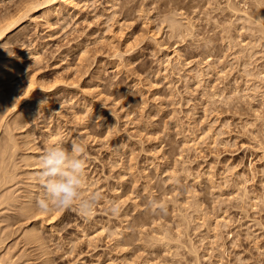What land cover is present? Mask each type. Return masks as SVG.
<instances>
[{
    "label": "rangeland",
    "instance_id": "rangeland-1",
    "mask_svg": "<svg viewBox=\"0 0 264 264\" xmlns=\"http://www.w3.org/2000/svg\"><path fill=\"white\" fill-rule=\"evenodd\" d=\"M43 1L0 0V261L264 264V0ZM54 141L89 216L37 207Z\"/></svg>",
    "mask_w": 264,
    "mask_h": 264
},
{
    "label": "clouds",
    "instance_id": "clouds-1",
    "mask_svg": "<svg viewBox=\"0 0 264 264\" xmlns=\"http://www.w3.org/2000/svg\"><path fill=\"white\" fill-rule=\"evenodd\" d=\"M86 147L82 142H73L65 147L60 141L52 142L40 157L38 179L44 195L37 199L42 212L77 208L89 216L102 199L97 192L86 193ZM118 214V207L110 210Z\"/></svg>",
    "mask_w": 264,
    "mask_h": 264
},
{
    "label": "bare ground",
    "instance_id": "bare-ground-1",
    "mask_svg": "<svg viewBox=\"0 0 264 264\" xmlns=\"http://www.w3.org/2000/svg\"><path fill=\"white\" fill-rule=\"evenodd\" d=\"M45 2H47L46 4H49V3H51V5H52V12L53 11H59L60 10V8H62L63 6L66 8V9H68V10H71V9H73L74 8V3H73V0H45V1H43V3H45ZM227 2H228V0H227ZM43 3H41V4H43ZM232 3H231V1L229 0V5H231ZM258 4V3H257ZM63 5V6H62ZM260 5V4H259ZM262 5V4H261ZM62 6V7H61ZM227 7V6H226ZM235 6H229V8H232L231 10H233V8H234ZM255 7H257V6H255ZM254 8V7H253ZM50 9V8H49ZM63 9V8H62ZM259 9V8H258ZM258 9H257V11H258ZM261 9V8H260ZM234 10H235V8H234ZM237 10V9H236ZM254 11V10H253ZM233 12H235V13H238V10L237 11H233ZM260 11H258V14H260L259 13ZM50 13V12H49ZM54 13V12H53ZM57 13V12H56ZM256 13V12H255ZM261 14L263 15V12H261ZM262 15H259L260 17H261V19H262V17L264 16H262ZM46 17H47V15H45ZM50 18V17H49ZM259 18V17H258ZM21 19V18H20ZM257 19V18H256ZM49 20V19H48ZM264 20V19H263ZM258 21H260V19L258 20ZM257 21V22H258ZM13 22H10V23H8L7 22V24H4V26L3 25H1V27H0V40H2L3 38H6L12 31H14V30H16L17 28H14L13 26V24H12ZM259 23V22H258ZM15 24V23H14ZM261 26V25H260ZM262 27V26H261ZM263 29H264V27H263ZM18 30V29H17ZM263 31V30H262ZM19 32H21V31H19ZM16 33V32H15ZM262 33V35H263V40H264V31L263 32H261ZM12 34V33H11ZM9 37V36H8ZM3 42V41H2ZM1 42V43H2ZM1 159V158H0ZM1 161V160H0ZM3 163V162H2ZM2 163H0V165L2 164ZM2 168H3V166H1ZM1 169V168H0ZM4 178H5V176H3ZM4 178L2 179V174H1V179L2 180H4ZM0 179V180H1ZM6 179V178H5ZM3 183H5V182H3ZM2 183V184H3ZM243 196V195H242ZM226 221V220H225ZM43 227V226H42ZM34 230V229H33ZM32 230V232L31 231H29V235H30V237H31V235L33 234V236H34V231ZM31 233V234H30ZM27 236H28V234H27ZM0 264H12V262H8V263H5V262H1L0 261Z\"/></svg>",
    "mask_w": 264,
    "mask_h": 264
}]
</instances>
